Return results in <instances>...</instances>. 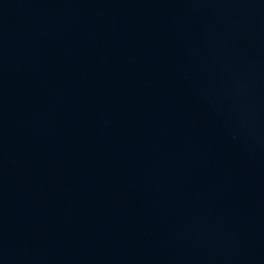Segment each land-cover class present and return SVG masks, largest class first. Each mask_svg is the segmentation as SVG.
<instances>
[{
    "label": "water",
    "instance_id": "1",
    "mask_svg": "<svg viewBox=\"0 0 264 264\" xmlns=\"http://www.w3.org/2000/svg\"><path fill=\"white\" fill-rule=\"evenodd\" d=\"M0 264H264V0H0Z\"/></svg>",
    "mask_w": 264,
    "mask_h": 264
}]
</instances>
